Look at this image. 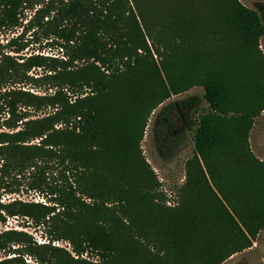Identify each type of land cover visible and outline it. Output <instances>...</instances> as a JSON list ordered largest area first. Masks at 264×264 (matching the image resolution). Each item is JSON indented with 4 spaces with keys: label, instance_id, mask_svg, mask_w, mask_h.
<instances>
[{
    "label": "trees",
    "instance_id": "16d2710c",
    "mask_svg": "<svg viewBox=\"0 0 264 264\" xmlns=\"http://www.w3.org/2000/svg\"><path fill=\"white\" fill-rule=\"evenodd\" d=\"M26 1L0 0V26L15 25ZM59 11L77 27L65 36L68 60L33 55L18 61L0 52L2 125L10 130L0 131V177L30 174L54 152L62 180L47 188L56 208L13 199L0 203V221L23 216L35 225L60 223L75 255L88 250L100 260L74 258L15 230L0 232V249L19 243L13 249L58 264H219L250 246L264 227V164L246 144L252 118L264 109V66L255 52L264 33L259 14L238 0H62ZM160 12L166 22L152 36L150 17L160 18ZM180 26L192 40L180 39L174 49L161 38L166 31L178 38ZM205 30L209 35L203 38ZM147 38L167 45L166 53L155 47L161 65ZM190 52L188 61L184 55ZM177 56L185 68L175 73L168 67ZM46 60L50 75L59 81L53 94L37 96L9 87L24 82L26 72ZM75 60L85 63L71 69ZM193 85L202 87L206 102L197 119L178 131L166 111L157 119L156 137L164 153H176L187 130L193 143L186 164L190 177L179 201L164 206L151 192L156 179L134 145V123L146 105L151 110ZM238 91L245 98L239 109L233 100ZM256 101H261L257 107ZM48 106L50 111L33 117ZM231 111L235 114L226 130L230 149L220 154L231 164L211 163L218 118ZM34 139L38 141L30 143ZM82 195L92 201L85 202ZM51 248L66 257L48 255ZM23 253L0 259V264H27Z\"/></svg>",
    "mask_w": 264,
    "mask_h": 264
},
{
    "label": "rangeland",
    "instance_id": "374dc122",
    "mask_svg": "<svg viewBox=\"0 0 264 264\" xmlns=\"http://www.w3.org/2000/svg\"><path fill=\"white\" fill-rule=\"evenodd\" d=\"M243 6L255 10L261 19L264 26V0H238ZM62 4V0H27L25 5H22L19 9L17 23L13 26H0V52L8 53L10 56L15 57L18 61H22L28 56L40 55L46 58H55L68 60L69 48L65 43V36L75 28L71 24L72 21L68 20L67 15L59 11V7ZM169 7L166 4L165 8ZM154 10V9H153ZM152 12V9H149ZM191 22V18L189 19ZM204 23L208 22V19L204 18ZM166 22L165 16L162 17L160 12V18L150 17V24L152 28V36L154 31L161 26H164ZM192 23V22H191ZM180 23L179 25H181ZM192 25V24H191ZM205 28L202 24H200ZM198 25H195L194 30ZM182 28L178 30V38H174L173 34L166 31L164 38H161L164 42H170L171 47L178 48L181 43L180 39L192 40V35L185 32ZM168 30V29H167ZM76 34H70L69 36H76ZM209 35L208 31H204V37ZM147 42L151 48V54L158 64L161 65V57L155 51V47H158L163 53L168 52L167 45L158 41V38H147ZM64 44V45H63ZM189 48L191 46H188ZM190 51V50H189ZM260 59L262 60V66H264V33L258 39V51ZM188 61L192 60V53L184 55ZM174 65L168 67V70L175 73L184 70V64H177L180 58L174 57ZM85 62L83 60H75L70 66L71 69L78 67ZM48 61L43 66H34L26 72L27 76L24 82L19 84H10L9 87L21 88L37 96H47L53 94L54 90L58 87L59 81L57 78H52L48 71ZM120 66V65H119ZM261 66V67H262ZM263 70V68H262ZM264 72V70L262 71ZM264 82V79H263ZM88 91L87 89L85 92ZM239 94V95H238ZM83 96V95H81ZM243 92L237 93L234 102L237 109L243 108L245 98L242 97ZM255 106L261 104V101H256ZM146 105V104H145ZM206 103L203 99V89L200 85L190 86L187 90L178 94H170L168 98L159 103L155 108L149 110L146 105L145 108L140 110V118L137 123L136 142L135 147H138V154L144 158L147 162L150 170L152 171L156 185L151 191L154 194L157 202L164 206L177 205L180 197L181 187L185 184L190 173L186 169V164L192 156L193 143L191 139V132L186 131V141L183 146H178L176 153L167 155L160 147L156 133L158 131V117L163 112H167L168 116L175 120L174 131L178 129L183 130L189 121L197 118L198 114L206 110ZM125 112H127L126 118L129 116L128 103H125ZM3 109V108H2ZM50 107H42L40 110L33 112V117L43 116L46 112L50 111ZM264 111V110H263ZM262 110L258 111L252 118L251 126L246 135L247 151L256 159L259 163L264 164V113ZM234 115L232 111L228 113L224 118L220 117L217 121L219 131L224 134L222 140L224 142L218 145H213L211 148V157L209 161L215 164H223L227 162L220 154L229 150L226 140V130L228 129L230 116ZM228 116V119H226ZM6 117V113L0 109V131H10L2 125L3 120ZM124 117V118H125ZM128 121V120H127ZM127 123V122H126ZM124 123L123 129L127 130L128 125ZM37 139L32 140L30 143L37 142ZM239 144H236L238 149ZM227 149H224V148ZM54 152L49 153L44 160L40 162V166L31 170L30 174H23L21 176H15L13 173L0 177V203H5L13 199H18L24 202H34L44 204L47 206H54V197L48 191V186H55L60 184L62 175L60 174L59 165L60 162L56 156H52ZM214 154V155H213ZM219 154V156L217 155ZM231 164V160L228 161ZM187 171V173H186ZM66 174V173H65ZM189 174V176H188ZM207 174V173H206ZM82 199L85 202H91L92 199L86 198L82 195ZM110 204V203H109ZM108 204V205H109ZM117 209V208H116ZM57 211V210H55ZM118 216H121L118 213ZM126 219H124L125 221ZM60 223L52 226L35 225L31 219L23 216H7L4 221H0V232L5 230H15L26 233L31 237V240L36 244H50L56 246L66 252H69L74 258L83 259L89 262L97 263L100 259L99 256L88 250L83 251L78 256L72 251L71 244L64 239V232L60 229ZM13 248H20L19 243H12L4 249H0V259L18 255L21 249L15 250ZM148 248L155 251V247L148 245ZM60 249L47 250V254L52 257L64 256L66 254ZM43 250H36L35 253H39ZM35 256L36 258H34ZM29 256L25 253L22 255V259L27 264H58L47 261H39L37 255ZM219 264H264V227L261 228L251 240L250 246L239 250L231 254L228 258L223 260Z\"/></svg>",
    "mask_w": 264,
    "mask_h": 264
},
{
    "label": "crops",
    "instance_id": "0c3cea01",
    "mask_svg": "<svg viewBox=\"0 0 264 264\" xmlns=\"http://www.w3.org/2000/svg\"><path fill=\"white\" fill-rule=\"evenodd\" d=\"M205 103H206V102H205ZM205 107H206V106H205ZM263 110H264V109H262V111H263ZM262 113H264V111H263ZM196 119H197V118H196ZM221 131H222V130H221ZM221 131H219V126H216V127H215V137L218 138V141H216V142L219 143L218 145H221V144L223 143L222 139H223V137H224V134H222ZM214 144L216 145V143L213 142L212 146H213Z\"/></svg>",
    "mask_w": 264,
    "mask_h": 264
}]
</instances>
